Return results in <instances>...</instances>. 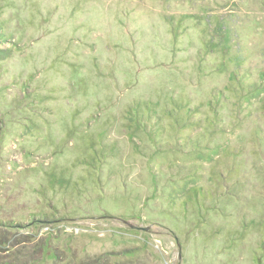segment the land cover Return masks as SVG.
<instances>
[{
	"label": "rangeland",
	"instance_id": "obj_1",
	"mask_svg": "<svg viewBox=\"0 0 264 264\" xmlns=\"http://www.w3.org/2000/svg\"><path fill=\"white\" fill-rule=\"evenodd\" d=\"M264 264V0H0V264Z\"/></svg>",
	"mask_w": 264,
	"mask_h": 264
},
{
	"label": "trees",
	"instance_id": "obj_2",
	"mask_svg": "<svg viewBox=\"0 0 264 264\" xmlns=\"http://www.w3.org/2000/svg\"><path fill=\"white\" fill-rule=\"evenodd\" d=\"M92 264H98V262H97V261H95V262H92Z\"/></svg>",
	"mask_w": 264,
	"mask_h": 264
}]
</instances>
